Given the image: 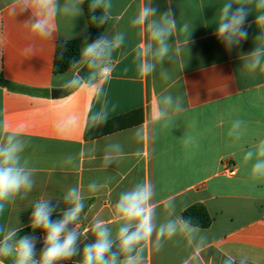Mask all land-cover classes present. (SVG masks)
I'll list each match as a JSON object with an SVG mask.
<instances>
[{
	"label": "crops",
	"instance_id": "crops-1",
	"mask_svg": "<svg viewBox=\"0 0 264 264\" xmlns=\"http://www.w3.org/2000/svg\"><path fill=\"white\" fill-rule=\"evenodd\" d=\"M75 2L56 0L54 31L44 38L31 31L32 22L41 18L35 0H0V76L19 88L0 87V139L9 132H21L27 141L23 158L35 169L33 190L7 204L0 214V240L11 230L18 233L30 227L32 204L38 199L51 198L56 206L52 219H57L66 207L63 195L79 186L85 208L78 227L87 232L77 243L82 251L85 244L94 242V234L88 231L94 218L105 221L115 238L119 227L115 204L120 193L150 182L157 226L181 218L193 205L206 209L211 224L166 239L160 247L154 235L145 243L144 264H225L227 258H234L235 264H264V179L250 174L255 157L247 163L243 160L264 139V71L246 68L257 49L264 61V21L258 20L264 9L257 7L259 0H243L248 38L231 49L215 36L218 10L226 0H151L158 13L171 6L176 17L177 28L169 39L174 58L162 65L170 75L167 80L160 75V65L147 76L137 70V54L147 43L148 33L131 21L148 0H111L110 19L102 34L111 38L123 32L126 43L112 55L100 96L68 84L75 73L86 75L84 64L61 74L52 72L58 42L76 41L79 50L85 41L92 42L83 11L71 15ZM65 5L68 12L63 10ZM238 6L233 3V10ZM184 23L192 29L188 44L187 33L180 30ZM52 91L64 93L52 98ZM169 93L184 97L183 111L161 127L154 124L152 113L158 97ZM101 110L107 114L106 122L119 119L116 129L110 126L109 133L86 139L97 126L90 122V113ZM71 116L78 123L65 127ZM235 120L245 122L239 140L228 135ZM137 128L143 129L141 142L133 135ZM188 137L193 142L186 146ZM114 142L124 146V155L105 167L104 150ZM69 157L74 163H67ZM93 181L104 186L89 191ZM169 200L174 208L166 207ZM27 235L36 237L39 259L44 233L39 229ZM8 259L13 264V258ZM80 261L77 255L58 264ZM0 264L6 263L0 260Z\"/></svg>",
	"mask_w": 264,
	"mask_h": 264
},
{
	"label": "clouds",
	"instance_id": "clouds-1",
	"mask_svg": "<svg viewBox=\"0 0 264 264\" xmlns=\"http://www.w3.org/2000/svg\"><path fill=\"white\" fill-rule=\"evenodd\" d=\"M84 2L85 0H76L71 7V15L82 14ZM35 3L40 10L41 18L32 22L31 31L40 37L48 38L54 31L51 20L58 8L56 0H35ZM233 3L239 5L234 10ZM111 7V0H91L90 23L101 28L110 19ZM257 7L264 9V0H259ZM63 10L68 12V6L65 5ZM97 11L100 12L99 15H96ZM218 11L215 36L226 48L231 49L248 38V31L244 28L248 12L243 6V0H226ZM258 20L264 21V15H260ZM131 23L134 26H142L148 33L147 43L144 48H139L137 54V59L140 61L137 68L139 74L151 75L160 65L161 77L165 80L169 79L170 75L162 65L166 59L171 61L174 58L173 46L169 43V39L174 35L177 23L171 6L166 11L158 13V9L152 6L151 0H148ZM180 30L187 33L188 44L192 29L190 30L189 24L184 23ZM125 43L123 32H117L111 38L102 34L90 43L85 41L80 49V58L75 63L84 64L88 71L83 77L80 72L75 73L68 84L76 90L88 89L97 96L102 95V81L108 78L112 55ZM179 51L180 48L177 46L175 52ZM250 55L252 58L246 63V68L250 71L257 69L264 71V61L261 59L259 49ZM183 101L184 97L173 96L170 93L158 97L155 112L152 113L154 124L167 127L172 115L183 111ZM89 120L93 125H99L106 122L107 114L103 110L90 113ZM77 123L78 118L71 116L65 121L64 126L72 127ZM244 131L245 122L235 120L228 135L239 140L244 135ZM133 135L138 142L144 139L142 128H137ZM192 142V137L184 141L186 146ZM26 146L27 141L18 131L9 132L0 139V214L7 204L14 202L18 196L21 198L26 196L35 186V169L30 168L28 160L23 158ZM123 155L124 146L121 143L108 144L102 158L104 166H111ZM254 157L255 162L251 165L250 174L254 179H264V139L259 141L255 152L249 150L243 160L247 163L253 161ZM67 163H74V158L69 157ZM103 186L93 181L88 185V189L95 192ZM154 195V188L150 182L137 183L120 193L115 204L119 223L115 238L105 221L94 218L88 228V231L94 234V242L85 244L82 251L77 243L81 236L87 237V232H81L78 227L81 213L85 208L81 188L74 186L65 192L62 199L66 207L60 218L55 220L52 216L56 206L53 205L51 198L38 199L32 204L30 227L33 231L40 229L44 233V246L40 250L39 259L36 258V237L24 235L14 240L18 230L9 231L0 240V257L13 258V264H58L77 255L81 256L80 264H144L145 243L151 241L154 235L155 244L160 247L162 241L166 239L170 240L182 233L192 234L200 230L191 220L183 217L169 219L157 226L156 211L152 203ZM166 207L174 208L173 201L169 200ZM0 231L3 229L0 228ZM114 244L119 251H113ZM118 257L122 259L118 260ZM225 264H235L234 258H227ZM241 264L244 262L241 261Z\"/></svg>",
	"mask_w": 264,
	"mask_h": 264
},
{
	"label": "trees",
	"instance_id": "trees-1",
	"mask_svg": "<svg viewBox=\"0 0 264 264\" xmlns=\"http://www.w3.org/2000/svg\"><path fill=\"white\" fill-rule=\"evenodd\" d=\"M90 2L91 0H86L84 2L83 13H84L86 23H87L88 37L90 41H93L99 36H101L108 21L101 28H98L94 24L90 23V16L92 14L89 10ZM99 14L100 12L97 11L96 15H99ZM79 54H80L79 45L76 41L58 42L55 47L52 72L54 74H61L71 69L76 64L75 62L79 60L80 58ZM0 87L5 88L9 91H16L19 89L15 87L14 85L5 81L1 76H0ZM118 120L119 119L114 118L108 122L95 126L88 132L86 139L96 138L101 135L109 133L110 129H113V128L116 129V122ZM110 126L111 127L113 126V128H111ZM103 127L106 129H102ZM181 217H183L184 219L191 220L195 225L199 227V229H206L211 224V218L209 214L207 213L206 209L201 205H193L185 209L182 212ZM56 218L58 219L60 218V216ZM38 230L39 229L35 231H38ZM31 232H33L31 227L25 228L24 230L16 233V237L14 238V240L18 239L20 236L27 235ZM113 251H119V249L117 248L115 244L113 246ZM119 259H122V257H118V260ZM0 260L5 262L6 264H12L8 258L0 257ZM67 264H71V263H67Z\"/></svg>",
	"mask_w": 264,
	"mask_h": 264
},
{
	"label": "water",
	"instance_id": "water-1",
	"mask_svg": "<svg viewBox=\"0 0 264 264\" xmlns=\"http://www.w3.org/2000/svg\"><path fill=\"white\" fill-rule=\"evenodd\" d=\"M63 93H64V92H62V91H52V92H51V97H52V98H58V97L62 96Z\"/></svg>",
	"mask_w": 264,
	"mask_h": 264
},
{
	"label": "built area",
	"instance_id": "built-area-1",
	"mask_svg": "<svg viewBox=\"0 0 264 264\" xmlns=\"http://www.w3.org/2000/svg\"><path fill=\"white\" fill-rule=\"evenodd\" d=\"M229 175H233L234 174V170H228V169H226L225 170Z\"/></svg>",
	"mask_w": 264,
	"mask_h": 264
}]
</instances>
